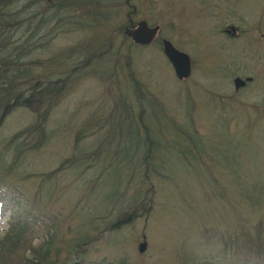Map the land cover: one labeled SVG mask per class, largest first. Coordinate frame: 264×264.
Here are the masks:
<instances>
[{
    "label": "rangeland",
    "instance_id": "obj_1",
    "mask_svg": "<svg viewBox=\"0 0 264 264\" xmlns=\"http://www.w3.org/2000/svg\"><path fill=\"white\" fill-rule=\"evenodd\" d=\"M26 1L15 0L4 7L21 11L24 18L36 14L33 24L26 21L14 30L15 46L22 53L29 51L22 62H37L31 67L32 73L44 81L72 72L80 60L78 54L67 56L86 43L91 31L73 25L77 15L71 11L60 14L63 20L51 21L42 11L44 3L30 5ZM132 5L136 7L135 19L159 28L155 42L135 51L127 49L129 43L124 46L116 40L122 60L113 54L104 55L71 77L70 91L51 112L46 146L34 154L37 157H31V166L25 171L2 173L0 193L6 194V200L0 216V236L14 215H32L36 247L44 246L49 234L56 233L54 249H61L60 258L65 260V244L93 221L105 232L92 231L96 241L90 246L88 264H223L226 259L219 253L226 248L224 240L232 241L234 232H256L264 238V0H132ZM128 12L121 8L115 23L127 21ZM47 20L46 27L42 22ZM230 27L238 30L237 37L225 32ZM162 39L170 40L192 58L189 80L175 77L164 57ZM131 71L150 91H145L147 100L149 96L161 98L167 111L174 109L176 118L180 114L181 126L190 128L194 117L197 131L213 136L219 148L226 149L227 172L221 173L220 167L214 171L221 161L215 155L212 166L190 168L182 160H172L174 166L167 167V180L149 173L144 182L150 193L142 195L141 184L130 183L131 174L137 173H127L120 182L113 176L110 188L101 183L104 176L108 177L107 169L103 173V169L97 173L81 171L75 178L71 173L60 179L42 177L70 156L77 144L87 148L98 141L108 144L105 130L99 131L90 122L96 117L102 125L117 106L114 104L109 113L103 110H108L110 102L113 104L120 95H128L125 100L130 104L127 88ZM235 76L253 77L254 82L237 93ZM33 120L32 112L18 108L2 125L0 154L6 153L7 162L12 161L13 151L6 144ZM200 145L207 149L212 146L204 139ZM230 173L241 177L239 187L251 186L238 192ZM138 177H145V173ZM119 187L127 193L129 206L121 205L118 198L107 199ZM137 205L141 211L135 210ZM117 208L121 210L118 213ZM145 209L149 213L136 216ZM126 217L132 219L125 222ZM144 236L147 249L141 254L139 245ZM239 243L244 246L245 239Z\"/></svg>",
    "mask_w": 264,
    "mask_h": 264
},
{
    "label": "trees",
    "instance_id": "obj_2",
    "mask_svg": "<svg viewBox=\"0 0 264 264\" xmlns=\"http://www.w3.org/2000/svg\"><path fill=\"white\" fill-rule=\"evenodd\" d=\"M14 1L0 0V31L2 30L0 32V134L4 128L2 125L9 115L18 108L28 109L33 113L34 120L25 128L17 131L6 144L8 146L6 148L13 151L12 161H6L5 152L0 154V183L2 182V173H19L31 166L29 161L37 157L38 152L40 153V150L49 141L46 127L52 110L71 89L70 73L63 74L64 76L56 80L44 81L45 79H40L32 73L31 67L37 62L32 64L22 62L21 59L29 55V51L22 53L21 48L15 46L17 40L14 38L16 34L14 30H18V27L26 21L30 25L33 24L36 14L24 18L21 11L11 12L10 8H4L6 4L10 5ZM121 1L27 0L26 2H30V5L44 3L45 7L42 11L46 16L48 15L51 21L63 20L60 14L63 11H71L77 15V21L73 25L91 31L92 36L86 43H81L73 48L70 52L71 55L67 56L69 58L78 54L77 57L80 61L73 70L75 72L87 68L92 60L99 59L104 55L111 56L113 54L122 60V50L115 45L117 43L115 41L120 40V45L125 46L129 40L123 34L120 25H112L120 12L121 5L118 7L116 2L121 3ZM114 2L115 4H112ZM2 8L4 9L1 10ZM70 22L73 21L70 20ZM42 23L47 27L49 21ZM43 28L45 27L39 29ZM13 40L15 42H12ZM133 44V42L128 44L127 49L132 48ZM129 65V63L126 64L128 68H131ZM129 81L130 86L127 90H129L128 94L131 93L130 104L125 100L126 98L128 101V95L125 97L122 94L123 96L120 95L113 104L110 102L108 110L107 108L103 110L109 113L114 104L117 106L115 112V107H113L109 117L102 125H99V121L96 122V117L93 118L94 122H90V124L98 126L99 131L105 130L106 137L108 136V144H93L88 148L83 144L82 146L77 144L72 148L70 156L64 158L56 169L46 172L50 174L42 175V177L59 176L60 179L66 175L69 176L66 173H71L75 178L81 176L78 175L81 171V173H97L98 170L103 169V173L107 169L108 177L106 179L104 176L101 183L109 187L114 185L112 182L109 183L113 176L119 178L118 181L120 182L127 177V173H137L130 175V183H140V195H142L143 192L150 193L144 182L148 180L149 173L167 180L169 174L167 167L174 166L172 160H176V163L178 160H182L181 162H185L190 168L204 164L212 166L215 155L216 158L220 157L221 161L215 165L214 171L220 167L222 168L221 173L227 172L228 164L224 162L228 156L226 149L224 147L219 148L213 136L200 134L195 128L196 120L194 117L190 128L181 126L180 114L176 118L174 109L167 111L161 98L155 99L149 96V100L146 99L145 91L149 90L132 71ZM76 137L79 142V134ZM201 139H204L207 144H211V149L201 146ZM168 158L171 162L168 161ZM96 167L95 171H91ZM141 173H145V177H138ZM231 175L236 180L237 188L241 186L242 184H239L242 180L241 177H237L235 173H231ZM2 178L5 179V175ZM250 186L247 184L246 187H239L238 192L242 189L241 192L243 193ZM6 187H12V184H6ZM151 191L153 192V187ZM5 198L6 194L0 193V216L3 215ZM115 198H118L119 202L122 200L121 205L129 206L128 195L122 191V187L113 190L112 196L107 199L110 201ZM33 205H35L34 202ZM136 209L141 211L138 205ZM120 211L117 208V213ZM147 213H149V209L142 210V213L136 216H143ZM14 217L16 219H10L9 227L0 236V264H88L87 255L90 246L96 241L95 233L92 231H98L100 234L105 232L100 231L102 229L101 224L95 225L93 221L90 226H84L83 229L77 231V235L70 241L71 243L65 244L64 249L67 250L64 252L68 254V257L62 260L59 252L61 249L59 251L54 249L56 233L49 234L50 238L43 243L44 246L41 244V246L36 247L33 242L34 229L31 226L33 225V223L31 224L33 216L14 215ZM131 219L126 217L124 221L129 222ZM93 226L97 227L94 228ZM106 227L109 229L110 226L107 225ZM234 234L232 243L228 245L229 248L232 246V264H250L264 261V238L259 233L253 232L248 235L243 232L240 234V231H237ZM241 239H245L244 246L239 243ZM73 256L76 258H72Z\"/></svg>",
    "mask_w": 264,
    "mask_h": 264
},
{
    "label": "water",
    "instance_id": "obj_3",
    "mask_svg": "<svg viewBox=\"0 0 264 264\" xmlns=\"http://www.w3.org/2000/svg\"><path fill=\"white\" fill-rule=\"evenodd\" d=\"M127 34L133 38L134 42L137 44L147 45L150 44L154 35V31L147 27L146 22H142L140 27L134 32L127 31ZM164 53L174 68L175 75L179 80L188 79L192 74V62L188 54L178 50L169 41H164ZM247 81H252V78L247 79ZM246 81L241 78L235 80V85L237 88L244 86ZM147 244L142 243L140 245V252L144 253L146 251Z\"/></svg>",
    "mask_w": 264,
    "mask_h": 264
},
{
    "label": "flooded vegetation",
    "instance_id": "obj_4",
    "mask_svg": "<svg viewBox=\"0 0 264 264\" xmlns=\"http://www.w3.org/2000/svg\"><path fill=\"white\" fill-rule=\"evenodd\" d=\"M232 36L236 37L237 36V31L235 30V32L232 30Z\"/></svg>",
    "mask_w": 264,
    "mask_h": 264
}]
</instances>
